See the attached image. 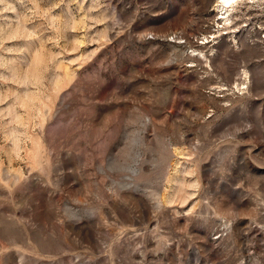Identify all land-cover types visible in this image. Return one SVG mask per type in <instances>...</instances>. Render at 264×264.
Returning a JSON list of instances; mask_svg holds the SVG:
<instances>
[{
	"label": "rangeland",
	"instance_id": "rangeland-1",
	"mask_svg": "<svg viewBox=\"0 0 264 264\" xmlns=\"http://www.w3.org/2000/svg\"><path fill=\"white\" fill-rule=\"evenodd\" d=\"M0 0V264H264V0Z\"/></svg>",
	"mask_w": 264,
	"mask_h": 264
},
{
	"label": "bare ground",
	"instance_id": "bare-ground-1",
	"mask_svg": "<svg viewBox=\"0 0 264 264\" xmlns=\"http://www.w3.org/2000/svg\"><path fill=\"white\" fill-rule=\"evenodd\" d=\"M239 0H223L222 3L226 6V7H233L234 4L236 2H238Z\"/></svg>",
	"mask_w": 264,
	"mask_h": 264
}]
</instances>
